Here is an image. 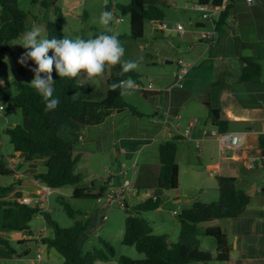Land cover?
Segmentation results:
<instances>
[{
	"label": "crops",
	"instance_id": "crops-1",
	"mask_svg": "<svg viewBox=\"0 0 264 264\" xmlns=\"http://www.w3.org/2000/svg\"><path fill=\"white\" fill-rule=\"evenodd\" d=\"M51 1L61 9L63 16L70 15L77 19L82 18L83 13L87 15L86 9H82V0ZM114 2L113 4H119ZM105 4H108L107 1L103 3V10ZM202 20L190 16L186 24L180 20L170 23L162 21L166 28L161 30L159 22H152L160 30L155 37L165 33L177 37L178 42L172 45L170 54L158 49L150 50L147 54L149 60L143 63V72L134 69L139 75L138 85L143 89H136L138 95L133 97L136 102L141 98L139 111L146 116L133 115L129 110L113 112L102 122L85 126L79 140L73 144V149L86 153V161L91 163L96 160L104 165L107 177L99 181L103 192L97 200L105 195L108 202L119 197L118 194L122 191L123 184L119 175L126 173L122 171L127 167V160L135 153L145 152L141 163L134 166L132 182H135L136 177L151 181L150 185L136 192H143L140 201L148 196L160 198V206L150 212L160 226H167L164 231L169 229L177 233L174 238L179 236V226L169 224L167 216H177L195 202L217 201L219 189L215 174L233 177L237 188L247 194L248 200L243 211L236 217L213 219L199 224L201 229L220 228L230 249L227 261L213 260L208 263L264 264V147L260 146V138L264 139V6L258 2L230 0L215 42L210 44L196 37L198 29L210 28V23ZM176 22L184 27L181 36L174 30ZM242 57H250L259 65L258 74L247 80L241 78ZM163 58L170 64L167 72L157 69L163 64ZM178 60L188 64L185 65L186 72L180 85L176 84L180 67ZM148 84L151 88H148ZM213 109L220 110L221 117L227 121L225 133L219 132L215 122L209 118V111ZM150 115L152 116L147 117ZM27 121L28 119H24L20 125L25 126ZM187 127H190L188 136L184 135ZM230 135H241L242 144L232 147L228 137ZM61 136L68 138L67 134ZM174 137H179L177 144L183 142V145L178 146L175 157L178 185L172 190L159 189L152 184L158 168V146ZM157 141L160 143L155 147ZM191 150L195 151L197 158L190 159ZM179 153L184 156V164H181L183 159L179 157ZM200 157H205V162ZM249 162H252V167H248ZM110 165L116 169L113 174H110ZM141 169L144 173L142 177L139 176ZM18 171L20 187L24 190L19 191L16 188L17 198L32 195L43 187V184L38 185V181L32 177L34 173L45 171L42 160L24 163ZM80 175L82 176L81 173ZM90 185L95 188L93 184ZM100 189L95 188L94 192L98 193ZM59 190L62 189L55 191ZM68 190L72 193V187ZM90 226L91 222L81 234L79 244L81 240L89 237L86 232L90 230ZM101 226L102 224L92 227L91 231L94 232ZM48 227H41L38 232L30 228L32 234L20 232L22 237L16 239L17 249L9 242L15 254H9L5 247L0 246V258L25 256L30 249L28 245L32 244L36 250L33 259L37 253L41 254L35 264L62 262L61 254L41 241L42 237L52 236V229ZM117 231L122 238L123 227L119 226ZM204 240L210 244L199 239V248L209 252L214 258V242L210 239ZM168 241L171 242L169 238Z\"/></svg>",
	"mask_w": 264,
	"mask_h": 264
},
{
	"label": "trees",
	"instance_id": "trees-1",
	"mask_svg": "<svg viewBox=\"0 0 264 264\" xmlns=\"http://www.w3.org/2000/svg\"><path fill=\"white\" fill-rule=\"evenodd\" d=\"M198 1L206 2L207 0ZM167 4L168 0H129L127 4H115V6L120 13L129 16V37L138 41L143 36L145 21L162 23ZM41 5L47 9L52 8L55 13V21L46 23V37L63 38L61 9L51 0H41ZM106 8L104 12L107 11ZM225 13L226 10L215 20L217 31L223 23ZM26 17L27 13L20 8L18 0H0V66L4 64L8 44L24 32ZM86 17V13H83L82 18L86 19ZM102 33L111 34L108 29L91 27L89 35L76 38H95ZM242 62V79L247 80L258 74L259 65L256 61L250 57H242ZM106 72L105 93L99 89L90 88L87 83L77 82L76 78H60L56 75L54 95L60 100V104L53 111H45L42 97L32 86L15 82L16 93L4 94L3 98L8 104L18 108L28 121L25 126L16 124L14 127L5 128L4 132L8 135L14 152L19 154L21 163L16 164L15 167L7 166L3 156H0V175L13 177L24 163L39 159L43 161L45 171L32 175L36 181L50 190L70 186L72 187L71 198L74 199L98 198L103 189L95 193V188L92 185L83 184L82 176L75 172L77 162L86 160L88 157L86 153L73 149V144L79 140L83 132L76 120L85 126L96 125L111 113L122 110H129L139 117L146 116L123 99L120 87H114L128 79L138 83L139 75L134 70L124 72L121 64L106 65L103 73ZM80 95L89 98L80 99ZM209 118L215 122L219 132L227 131L228 123L221 117L220 110H210ZM61 132H65L68 138L62 137ZM178 138L165 140L158 146V168L152 183L156 188L172 190L178 185V166L175 160ZM260 146L264 147L263 138H260ZM149 173L151 175V171ZM142 175L144 173L141 169L139 176L142 177ZM215 178L219 189L218 200L210 203L195 202L189 208L180 211L177 215L179 236L176 243L169 242L165 235L153 234L151 222L141 216V212L158 208L161 204L160 198L148 196L132 207L127 206L123 201L125 218L121 242L123 245L133 246L138 253L144 254L146 259L134 261L127 256H120L117 263L190 264L198 261L207 263L213 260L227 261L230 249L225 234L218 227L201 229L199 224L213 219L238 216L243 211L248 196L243 190L237 188L233 177L216 173ZM150 183L149 180L136 177L133 188L135 191L142 190ZM16 185H20V179H15L8 185H0L1 230L32 234L29 222L36 214H40L46 225L52 229V236L42 237L41 241L61 254L62 264H95L97 261H108L115 256L113 245L101 237L100 243L103 248L82 250L79 239L90 223V217L85 216L83 211L74 209L67 200L59 198L58 202L63 210L73 220L70 228H62L45 209L37 204L19 202L15 192ZM200 235L214 239V258L209 252L199 248ZM0 246L5 247L9 254H15L9 241L1 235Z\"/></svg>",
	"mask_w": 264,
	"mask_h": 264
},
{
	"label": "rangeland",
	"instance_id": "rangeland-1",
	"mask_svg": "<svg viewBox=\"0 0 264 264\" xmlns=\"http://www.w3.org/2000/svg\"><path fill=\"white\" fill-rule=\"evenodd\" d=\"M106 1L107 3H115L114 1H117L119 2V4H121L124 2H128L129 0H82V2L84 3L82 9H86L88 17L87 19L81 17L73 19L70 15L63 16L61 22L64 37L74 39L78 36L89 35L91 27H95L98 29H108L111 34H115L118 36L119 40L122 43V46L125 49L122 61L136 62L137 67L134 69L140 72H143L141 70L143 69L144 61L149 60V56L147 54L150 50L158 49L161 52L170 54L172 45H176L178 42H176L177 37H172L165 33H163V35L159 34L157 37H155L156 32L158 33V31L160 32V30L155 26L154 23L148 20L145 21L144 24L143 36L141 40L138 41H134L129 37V16L123 15L119 12L118 9L115 10V13L120 15L123 18V21L116 22L112 18L108 25L102 24L100 17L104 12L103 3ZM181 1L183 0H168V4L164 9V22L170 23L171 21L174 22L176 20H180L184 24H186L187 19L190 16L196 20H202L200 11L190 8L191 4L195 2V0H184L183 2ZM171 2L173 3L172 5ZM18 3L20 8L27 13V17L25 19V30L15 40L11 41L8 44V51L4 59V64L0 66V78H3L6 81V85L4 87H0V156H3L4 162L7 166L9 165L7 162L8 156L14 155L15 152L9 141L8 135L4 132V130L5 128L14 127L16 124H23V120L27 118H25L21 114L18 108L14 107L12 104H8L6 99L3 98V95H14L16 93V87L14 84L15 82H22L24 84L32 86L30 82L34 78L33 72L30 71V68L34 66V62L29 61L27 66L21 65L18 62L21 55L26 51V49L21 47L22 37L26 31L31 30L33 27H39L41 30V36L47 38L46 23L48 21H55V13L53 9L44 8L41 5V0H18ZM174 4L177 5L175 6ZM173 51L174 54H176V51ZM157 69L160 72H167L168 69H170V64H168L167 61H164L163 58V64ZM52 75L53 78H55L57 74L54 71ZM106 76L107 72L103 73L99 77H95L94 79L77 77L76 81L87 83L89 84L90 88L99 89L102 93H105V90L107 88L105 82ZM135 95H138V92L136 91V89H133L131 90V94H123V99L139 111V109L141 110L140 102L142 100L141 98H139L138 102H136L135 97H133ZM79 98L84 99L89 97H83L82 95H80ZM61 134L66 133L61 132ZM159 143L160 141H157L154 146L156 147ZM180 145H183L182 141L178 142L177 144V146L179 147ZM183 152L185 151L183 150ZM144 153L145 152H143V154L141 152L135 153L132 158L127 160V167L122 171H126V173L119 175V180L122 184L125 180H127L129 184H124L122 187L123 190L121 195L116 199H112L111 202H108L106 200L105 195H102L99 200H97V197H89L84 199L71 198V192H69L68 190L70 186H65L61 188L62 190L59 191H50L47 202L45 204V211L51 215V217L57 222L60 227L70 228L73 224V220L66 214V212L58 202V199L61 197L67 200L74 209H79L85 213V216L90 217V230L86 232V235H88L89 237L81 240L79 244L83 251H90L94 248H103V245L100 243V237L106 239L107 241H110L113 245L115 256L108 261H97L95 262V264H118L117 261L120 256H127L134 261H144L146 259L145 255L138 253L133 246L123 245L121 242V237L119 236V233L117 231V228L119 226L124 228L125 211L122 207L123 201L127 203V206L132 207L133 205L137 204L142 197L143 192L140 191L137 193L133 188L132 175L135 164L139 165L141 163L142 155H144ZM179 155V157H182L183 159V161H181V164H184V156L182 155V153H179ZM189 157L190 159L197 158L194 150H191L189 152ZM122 159L125 158L123 157ZM200 159L202 162H205V157H200ZM109 169L110 174H113V170L115 169V167H112V165H110ZM18 170L16 171L17 174L13 177H11L10 175H0V185H8L15 179L21 180ZM75 171L82 174L83 184L87 186L93 184L98 190L101 188L99 181L102 178L107 177L106 173L104 172V165L97 163L96 160H92L91 163L88 160L77 162ZM182 176H184V174H182ZM37 183L38 185L42 186L40 182ZM16 188H18L19 191L24 190V188L20 187V185H16ZM165 213L168 215L167 211ZM141 216L147 218L151 222V225L153 226V234L165 236L168 235L169 240L173 243H176L178 241L177 237H173L176 236L177 233L175 231H169V229L167 230V232L164 231L166 230L167 226H160L157 223L156 219L153 217L152 212H141ZM167 219L170 220L168 221L169 224H175L176 226H179L177 216H167ZM100 224H102L101 227L97 228V230H94V232L91 231L92 227H97L98 225L100 226ZM29 226L31 230L38 232L41 227L47 225L43 219V216L40 214H36L29 222ZM89 231H91V233L87 234ZM1 234L4 238L12 243H10L12 246H14L16 249L18 248L16 239L22 237V233L0 229V235ZM199 239L207 242L208 244L210 243L204 239H210L214 241L212 237L205 238L204 235H200ZM28 246H30V249L27 255H12L7 259H3L1 257L0 264H28L29 261L35 257L36 253L34 245L29 244ZM62 262L51 261L50 264H62Z\"/></svg>",
	"mask_w": 264,
	"mask_h": 264
},
{
	"label": "clouds",
	"instance_id": "clouds-1",
	"mask_svg": "<svg viewBox=\"0 0 264 264\" xmlns=\"http://www.w3.org/2000/svg\"><path fill=\"white\" fill-rule=\"evenodd\" d=\"M112 18V13L105 11L101 14L100 20L102 24L108 25ZM21 47L26 51L18 62L24 66H27L29 61L34 62V66L30 68L34 74L30 84L42 97L45 111H53L60 104V100L54 95L55 80L52 75L54 71L60 78L91 79L102 75L106 65L121 64L124 72L137 67L134 61H122L125 49L115 34L102 33L89 39L67 37L49 39L41 36L39 27H33L24 33ZM135 84L138 83L128 79L114 87H120L122 95L131 94V90L136 89ZM5 85L6 81L0 78V87ZM43 187L47 186L43 185ZM20 198L17 200L19 201Z\"/></svg>",
	"mask_w": 264,
	"mask_h": 264
},
{
	"label": "built area",
	"instance_id": "built-area-1",
	"mask_svg": "<svg viewBox=\"0 0 264 264\" xmlns=\"http://www.w3.org/2000/svg\"><path fill=\"white\" fill-rule=\"evenodd\" d=\"M216 1V2H215ZM230 0H207L206 2H199L196 0L191 4V9L198 10L201 13V18L205 21H208L210 23V28L205 29V28H200L197 31L196 37L201 40L205 41L208 44L215 42L216 36H217V30L215 28V20L217 17L220 15V13L224 12L229 4ZM248 3L252 2H258L261 3L264 6V0H246ZM105 7H107V11H110L112 13V17L114 21L116 22H121L123 21V18L115 13L116 6L113 3H108L105 4ZM174 30L181 36L184 33V27L181 23L176 22L174 24ZM166 24L162 23L159 25V29H165ZM178 64L180 65L178 71H177V80L178 82L176 83L177 85H180V81L183 77V75L186 72V67L185 65H188L184 63L182 60H178ZM120 84H123V82H120ZM135 88L138 90H142L141 85L135 84ZM148 88H151V85L148 84ZM1 107V106H0ZM196 123V120H194ZM189 129L190 127H187L184 131V135L189 134ZM264 131V127H263ZM227 135H220V137H226ZM229 137V136H228ZM230 140V145L232 147H236L242 144V136L241 135H230L229 137ZM7 162L11 167H15L16 164L21 163V159L19 157L18 153H15L11 157L7 158ZM253 164L252 162L248 163V167H252ZM126 184L128 185L129 182L125 181L123 185ZM123 187V186H122ZM123 190V189H122ZM122 193V191H121ZM121 193L118 194V196L121 195ZM50 194V189L47 187H42L39 191H36L33 195H24L19 199V202L24 203V204H30V203H35L37 204L40 208H43L47 202L48 196ZM41 258V254L37 253L36 258L32 260L31 264H35L36 261H38Z\"/></svg>",
	"mask_w": 264,
	"mask_h": 264
},
{
	"label": "water",
	"instance_id": "water-1",
	"mask_svg": "<svg viewBox=\"0 0 264 264\" xmlns=\"http://www.w3.org/2000/svg\"><path fill=\"white\" fill-rule=\"evenodd\" d=\"M76 123L79 125V127H80L81 129H84V128H85V125H84L83 123H81L80 121L76 120ZM229 137H230V136H229ZM197 263H198V264H209V263H207V262H203V261H198Z\"/></svg>",
	"mask_w": 264,
	"mask_h": 264
}]
</instances>
